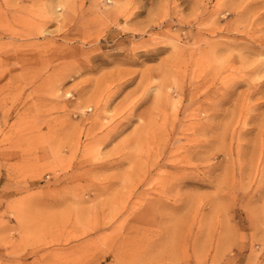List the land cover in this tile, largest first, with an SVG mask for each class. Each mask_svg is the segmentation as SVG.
<instances>
[{"label":"rangeland","instance_id":"374dc122","mask_svg":"<svg viewBox=\"0 0 264 264\" xmlns=\"http://www.w3.org/2000/svg\"><path fill=\"white\" fill-rule=\"evenodd\" d=\"M0 264H264V0H0Z\"/></svg>","mask_w":264,"mask_h":264}]
</instances>
